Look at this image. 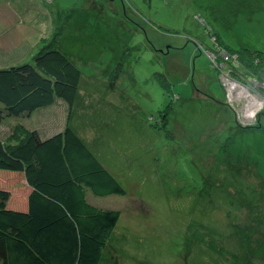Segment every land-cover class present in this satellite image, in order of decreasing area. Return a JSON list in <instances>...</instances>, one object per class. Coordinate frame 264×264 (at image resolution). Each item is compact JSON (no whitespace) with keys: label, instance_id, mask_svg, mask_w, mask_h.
<instances>
[{"label":"rangeland","instance_id":"obj_1","mask_svg":"<svg viewBox=\"0 0 264 264\" xmlns=\"http://www.w3.org/2000/svg\"><path fill=\"white\" fill-rule=\"evenodd\" d=\"M46 1L0 0V68L29 62L36 34L81 66L70 123L125 190L93 198L120 212L102 262L264 264V60L224 51L264 57V0ZM56 108L4 118L0 135Z\"/></svg>","mask_w":264,"mask_h":264},{"label":"trees","instance_id":"obj_2","mask_svg":"<svg viewBox=\"0 0 264 264\" xmlns=\"http://www.w3.org/2000/svg\"><path fill=\"white\" fill-rule=\"evenodd\" d=\"M17 19L26 28L23 18ZM36 35L29 62L0 68V121L30 118L37 110L58 105L67 112L63 126L49 134L17 123L9 134L0 135V264H105L102 252L120 212L95 204L93 198L125 190L70 123L81 66L71 55L41 46L43 37ZM215 43L213 32L211 50L218 49ZM224 51L227 62L235 54L238 63L261 70L263 52ZM240 74L247 78L254 73ZM245 158L249 173L261 179L262 172ZM12 182L23 187L16 191L20 199L5 188Z\"/></svg>","mask_w":264,"mask_h":264},{"label":"crops","instance_id":"obj_3","mask_svg":"<svg viewBox=\"0 0 264 264\" xmlns=\"http://www.w3.org/2000/svg\"><path fill=\"white\" fill-rule=\"evenodd\" d=\"M19 29H20V32L16 35V31L19 30ZM24 29L26 30L27 28L18 26L15 29V31L14 30H8V33L5 32L6 33L5 36L7 37V34L12 33V38L11 39L13 40V43L15 44L17 41L19 43L20 40H24L26 38L23 35V32L25 31ZM24 48H28V47H24ZM65 107L66 106H64V105H63V107H61V106L58 105L57 108H56V111L53 110V111H45V112H42V113H36L37 114L36 115V120H37L36 121L37 122L36 125H34V124L27 125L26 123H21V124H23L25 127L29 128V129L37 130L39 133H49V132H47L49 130L48 127L51 126L50 124L53 123L54 121L56 123V125L54 126V129L55 130L58 129V128H61L63 126L64 123H62V119H63V116H65L66 115V112H67ZM44 116H46L45 117L46 118L45 119L46 122H43ZM71 117H73V122L78 123V121L80 119L79 111H73ZM52 120H53V122H51ZM17 123H15V125ZM41 131H44V132H41ZM5 134H7L6 131H5Z\"/></svg>","mask_w":264,"mask_h":264},{"label":"bare ground","instance_id":"obj_4","mask_svg":"<svg viewBox=\"0 0 264 264\" xmlns=\"http://www.w3.org/2000/svg\"><path fill=\"white\" fill-rule=\"evenodd\" d=\"M83 103V102H82Z\"/></svg>","mask_w":264,"mask_h":264}]
</instances>
